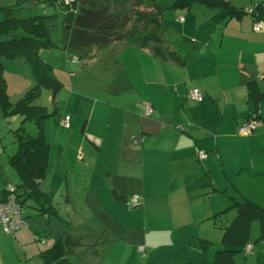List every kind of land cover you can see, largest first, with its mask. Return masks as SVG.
<instances>
[{"label": "crops", "instance_id": "0c3cea01", "mask_svg": "<svg viewBox=\"0 0 264 264\" xmlns=\"http://www.w3.org/2000/svg\"><path fill=\"white\" fill-rule=\"evenodd\" d=\"M227 1L235 11L195 3L172 12L181 25L169 29L172 47L185 57L183 63L124 41L94 48L85 62L60 45L53 47L61 48L65 60L42 58L59 84L55 91L42 90V101H36L46 114V167L39 193L25 197L33 209L27 228L10 236L0 224V240L15 247L3 245L0 264H19L27 250L44 264L39 254L67 235L80 242L67 254L70 264H103L115 248L120 255L127 248L141 254L138 246L146 262L203 264L227 249L233 233L224 232L239 204L264 209V96L257 104L249 97V83L264 93V27L252 28L255 20L264 22V0ZM0 65L14 103L33 82L30 64L0 57ZM191 88L202 92V101L188 97ZM145 104L153 114H145ZM255 108L259 125L239 134ZM65 115L69 127L60 124ZM21 126L22 136L36 135L34 121L22 123L19 114L7 115L0 106V160L8 163L3 167L0 161V197L7 184L20 182L9 159L18 149ZM10 132L6 145L4 133ZM10 168L16 184L2 175ZM135 194L141 203L128 208L125 200ZM40 231L48 234L44 249L26 250ZM245 238L251 245L246 256L264 264V219L251 220ZM238 252L233 264L242 260Z\"/></svg>", "mask_w": 264, "mask_h": 264}, {"label": "trees", "instance_id": "16d2710c", "mask_svg": "<svg viewBox=\"0 0 264 264\" xmlns=\"http://www.w3.org/2000/svg\"><path fill=\"white\" fill-rule=\"evenodd\" d=\"M20 1L16 0V4H19ZM31 1L35 5L41 6L43 9L42 14L16 18L12 16L15 2L0 6V11L5 13L4 18L0 20V57L6 59L21 58L28 61L33 74V82L30 88L14 103L10 102L0 75V106L5 114H19L22 117V123L34 121L37 128L35 136L26 137L19 134L22 126L16 130L18 149L9 159L20 175V182L14 187V190L22 209L25 206L26 196L35 197L39 193L38 183L43 178L46 167L45 146L41 130L42 119L46 114L45 108L37 104L35 100L42 90L55 91L59 87V84L49 75V64L41 58V50L60 45L67 53L78 59H89L92 57L94 48H106L114 41H124L142 47L143 44H137L136 42L145 33L144 28L139 29L135 25H128V17L119 18L118 15L109 12L111 4L116 3L118 0ZM131 1L135 5H141L147 0ZM155 3L159 10V17L157 20H153L154 24L156 23V26L164 34L172 37L173 34L170 33L171 31L169 32L171 27L163 23V7L158 0H155ZM195 3H202L207 6L217 5L226 8L227 13L235 11L228 5L227 0H173L170 8L182 10ZM46 8H49V10H44ZM241 11L243 12V8ZM58 14L62 16L60 25L62 32L59 43L52 38L53 31L58 27L56 24ZM183 41V45L187 47V43L190 42L189 39L184 37ZM167 52V56L163 55V52H160L157 48L154 55L178 59L182 63L185 61V57H180L173 48ZM262 96H264V93L258 92L252 86V83H249L250 99L257 104ZM254 113L256 114V108L251 115ZM37 209L41 210L40 207ZM237 209V215L224 232L225 235L233 233V237L229 236L227 249L217 251L212 262L203 264H233L232 254L243 251V248L247 245H245L247 224L253 219H264V209L257 210L246 203L239 204ZM236 226H238L237 230H235ZM79 245L78 238L67 235L64 240H58L52 248L42 251L39 255L44 264H70L65 257L74 247ZM242 246L241 250L240 247Z\"/></svg>", "mask_w": 264, "mask_h": 264}, {"label": "rangeland", "instance_id": "374dc122", "mask_svg": "<svg viewBox=\"0 0 264 264\" xmlns=\"http://www.w3.org/2000/svg\"><path fill=\"white\" fill-rule=\"evenodd\" d=\"M7 1V2H6ZM159 3L161 4V6L163 7V23L166 26H169L173 29L179 30L181 25L179 23H177L176 21V16L175 14H173L172 12H174V9L170 8V4L172 3L173 0H158ZM15 5L13 6V11H12V16L16 17V18H25L28 16H33V15H39L42 14L43 9L41 8L40 5H35L33 4V2L31 0H21L19 2V4H16V0H12L11 2H8V0H0V6H4L7 5L8 3H14ZM44 10H49V8H46ZM109 12H112L115 15H118L119 18L121 17H128L129 21H128V25H135L137 26L139 29H145V33L143 35L140 36L138 42H136L137 44H143L144 46L142 47H147L151 52L155 53V51H157V48L160 50V52H163V55L165 54L167 56V51L171 50L173 47L172 45V37L168 34H164L163 31L161 29H159L156 26V23L154 24L153 20H157L159 17V10L158 7L155 3V0H147L144 4L141 5H135L133 4V1L131 0H118L116 3H112L109 9ZM4 11H0V20L4 18ZM56 24H57V28H55V30L53 31L52 34V38L54 41H56L57 43L60 42L61 39V20H62V16L61 14H58L57 18H56ZM5 38V37H4ZM143 38H145L146 40H144ZM3 39V36H2ZM165 48H167L165 50ZM61 48L58 47H53L51 49V54H47L45 53L46 50H41L40 52V56L41 58H43L44 56L47 59H53V58H58L59 56L62 57V60L66 59V55L62 53V51L60 50ZM57 52V53H55ZM161 55V54H160ZM70 56H73L70 54ZM162 57V56H161ZM72 59V58H71ZM80 61H87L85 59L79 58ZM58 64V63H57ZM32 81V78H31ZM43 96L45 95V93L43 92L42 94ZM11 99V98H10ZM35 101H42V96H38L37 99ZM36 103V102H35ZM12 133H4V140H5V144L6 145H10L12 138ZM0 161H2L1 163L3 164V167L7 166L8 167V163L6 162L5 159H1ZM9 171L10 173H7V169H4L2 171V175L4 176H9V181L10 183H17L18 179L16 174L13 175L12 169L10 168ZM11 172H12V177H11ZM32 203V202H31ZM31 203H27L24 207V209L22 210V216L25 217L24 221L26 223V226H23L21 228H19L18 230H16L14 233H7L4 229L3 232L5 234H8L10 236H14L15 233L19 230H23L27 228V220H31V212H33V209L31 208ZM132 209V208H131ZM27 219V220H26ZM1 224V223H0ZM2 225V224H1ZM3 228V226H2ZM38 229H42L43 226H38ZM46 237H48V234L44 233V231H40V232H35V236L34 238H32L33 240L31 242H28L27 244L24 245V248L29 249V248H36V251H41L44 249L43 244L44 241L46 240ZM4 239L0 240V250L1 248L3 249V245L7 248L9 243H3ZM132 243V242H131ZM47 245V244H45ZM128 244L126 243V245H122L119 247H127ZM133 246H135V244H133ZM118 246L117 248L120 249ZM9 249H15V247L13 246H9ZM21 251L24 249L22 247ZM6 250V249H3ZM29 252V255L23 254V256H21V262L19 264H39L38 261V257L37 256H32V254H34L33 252H31L30 250H27ZM35 251V250H34ZM116 248L115 250L112 252V254L107 257L104 261L103 264H154V258H152L150 261L146 262V256H141V254H139L138 252L134 251V250H127L125 251L124 255H120V254H116ZM32 253V254H31ZM38 253V252H37ZM235 256L242 258V260L238 261V264H253V261L255 260L254 257L253 259L251 258L252 255H248L246 256V254L243 251H240L238 253L235 254ZM66 259H70L72 260V258L69 256L65 257ZM74 261V260H73ZM156 263V262H155Z\"/></svg>", "mask_w": 264, "mask_h": 264}, {"label": "built area", "instance_id": "2783aa9c", "mask_svg": "<svg viewBox=\"0 0 264 264\" xmlns=\"http://www.w3.org/2000/svg\"><path fill=\"white\" fill-rule=\"evenodd\" d=\"M246 11H251L249 8H244ZM264 27V22L261 20H255L253 22V30L258 32L261 28ZM188 97L195 100V101H202L203 94L197 88H191L188 92ZM145 114L151 115L154 113V109L150 104H145ZM69 115H65L60 120V124L64 127H69ZM260 120L257 114H252L249 118L243 121L238 129L237 132L241 135L250 134L254 131L255 127L258 126ZM199 156H203L204 153L201 151L197 152ZM14 186L11 184H7L5 187V194L0 197V223L3 226V229L7 233H14L19 228L26 226V223L22 217V206L18 202ZM141 203V197L137 194L132 195L129 199L126 200V205L129 208H134ZM251 249V245L247 244L243 251L245 254H248ZM138 250L141 254H144L143 246H138Z\"/></svg>", "mask_w": 264, "mask_h": 264}]
</instances>
